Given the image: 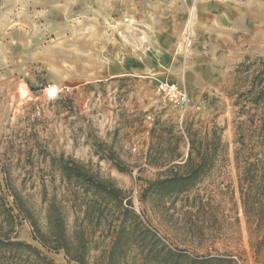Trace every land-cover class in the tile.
Here are the masks:
<instances>
[{
	"label": "rangeland",
	"instance_id": "374dc122",
	"mask_svg": "<svg viewBox=\"0 0 264 264\" xmlns=\"http://www.w3.org/2000/svg\"><path fill=\"white\" fill-rule=\"evenodd\" d=\"M228 1L213 59L192 0H0V232L40 247L15 195L44 228L48 199L66 192L51 165L63 155L115 179L133 213L122 229L102 218L89 264H264V216L248 220L241 197L233 95L237 65L264 56V0ZM167 71L188 78L186 111L157 91ZM188 129L218 132L214 166L187 192H146L166 169L149 161L158 144L181 136L171 153L186 159ZM65 212L71 228L81 214L69 202Z\"/></svg>",
	"mask_w": 264,
	"mask_h": 264
},
{
	"label": "trees",
	"instance_id": "16d2710c",
	"mask_svg": "<svg viewBox=\"0 0 264 264\" xmlns=\"http://www.w3.org/2000/svg\"><path fill=\"white\" fill-rule=\"evenodd\" d=\"M234 79L233 95L235 106L239 108L235 125L236 143L239 146L235 150V161L239 169L241 197L248 220L252 218L260 223L264 216V163L261 157L264 146V56L245 58L237 65ZM160 130L173 134L171 127ZM171 137L173 142L166 140V144H158L156 155L149 159L151 163L165 166L166 169L163 176L148 182L146 192L162 196L187 192L214 166L223 149L222 139L216 130L210 136H200L197 131L188 129L189 153L186 159H181L180 153H171L176 151L181 136ZM168 152L172 158L159 163L158 158L168 155ZM105 158L112 159V153ZM51 165L56 166L66 192L61 200L56 195L48 199L44 228L15 195V205L31 224L33 240L40 247L13 238L8 232H0V264H59L44 250L55 253L63 251L68 261L89 264L92 242L102 218L120 222L122 229L124 217L133 214L124 205L126 191L115 179L102 175L89 163L61 155L52 158ZM68 202L75 212L81 214L75 218L71 228L65 212ZM7 222L10 224L12 221ZM120 233L118 231L115 236V245L120 242ZM112 263V256L109 255L106 263L95 264Z\"/></svg>",
	"mask_w": 264,
	"mask_h": 264
},
{
	"label": "crops",
	"instance_id": "0c3cea01",
	"mask_svg": "<svg viewBox=\"0 0 264 264\" xmlns=\"http://www.w3.org/2000/svg\"><path fill=\"white\" fill-rule=\"evenodd\" d=\"M191 1V0H190ZM190 5L191 7L188 9V11L191 9V11L196 12L198 24L196 26L197 32H199L200 35L204 34L203 36L207 39H209V42H206L208 44L209 52L212 53L211 57L213 59H218L220 56L219 50L220 45H222L225 28L228 24V22L225 20L224 14H225V8L227 5L231 6L230 1L228 0H192ZM202 33V34H201ZM165 75H160L153 77V80L155 83H157L158 80L161 79H169L171 82H175L180 86L186 87L188 85L189 81L186 75L180 76V83L178 81H175L168 75L167 73H164Z\"/></svg>",
	"mask_w": 264,
	"mask_h": 264
},
{
	"label": "built area",
	"instance_id": "2783aa9c",
	"mask_svg": "<svg viewBox=\"0 0 264 264\" xmlns=\"http://www.w3.org/2000/svg\"><path fill=\"white\" fill-rule=\"evenodd\" d=\"M124 23L129 26L130 32L138 28V21L134 16L125 17ZM141 38H144V36H141ZM157 91L163 96L166 102L183 111L187 110L190 103V95L186 87L171 82L169 79H161L157 81Z\"/></svg>",
	"mask_w": 264,
	"mask_h": 264
}]
</instances>
